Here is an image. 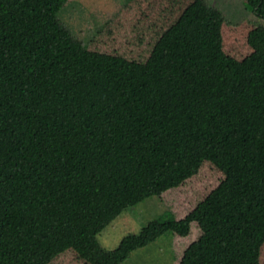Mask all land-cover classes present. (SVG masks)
<instances>
[{
    "label": "trees",
    "instance_id": "16d2710c",
    "mask_svg": "<svg viewBox=\"0 0 264 264\" xmlns=\"http://www.w3.org/2000/svg\"><path fill=\"white\" fill-rule=\"evenodd\" d=\"M69 1L0 0V264H119L167 231L172 264H264V24L129 0L84 45ZM151 196L166 215L104 247Z\"/></svg>",
    "mask_w": 264,
    "mask_h": 264
},
{
    "label": "rangeland",
    "instance_id": "374dc122",
    "mask_svg": "<svg viewBox=\"0 0 264 264\" xmlns=\"http://www.w3.org/2000/svg\"><path fill=\"white\" fill-rule=\"evenodd\" d=\"M129 0H71L61 8L57 16L60 22L68 27L77 40L84 45L104 28L107 21L111 20ZM205 2L220 10L224 18L230 23H238L247 18L264 24V19L247 8L244 0H205ZM134 18L122 25L125 29L137 21ZM123 46L129 42L125 41ZM148 52L147 46H139L131 54L144 56ZM208 179V178H207ZM215 175L210 176V185L219 183ZM167 207L157 196H151L142 202L125 209L103 231L97 234L101 244L106 248L115 247L120 238L128 232H137L147 221L164 216ZM174 252L172 247V233L165 232L148 245L135 249L126 260L119 264H172ZM51 264H66V258Z\"/></svg>",
    "mask_w": 264,
    "mask_h": 264
}]
</instances>
